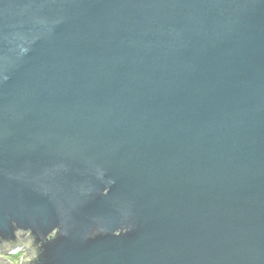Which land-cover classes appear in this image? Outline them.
<instances>
[{
  "label": "water",
  "instance_id": "water-1",
  "mask_svg": "<svg viewBox=\"0 0 264 264\" xmlns=\"http://www.w3.org/2000/svg\"><path fill=\"white\" fill-rule=\"evenodd\" d=\"M22 247L264 264V0H0V253Z\"/></svg>",
  "mask_w": 264,
  "mask_h": 264
},
{
  "label": "rangeland",
  "instance_id": "rangeland-1",
  "mask_svg": "<svg viewBox=\"0 0 264 264\" xmlns=\"http://www.w3.org/2000/svg\"><path fill=\"white\" fill-rule=\"evenodd\" d=\"M25 255L26 252L23 250L22 247L21 249H18L16 253H0V258L6 259L11 264H20V258Z\"/></svg>",
  "mask_w": 264,
  "mask_h": 264
}]
</instances>
